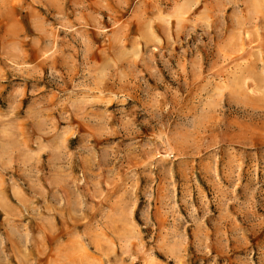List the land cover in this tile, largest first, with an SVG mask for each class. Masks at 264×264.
Masks as SVG:
<instances>
[{
	"label": "rangeland",
	"instance_id": "rangeland-1",
	"mask_svg": "<svg viewBox=\"0 0 264 264\" xmlns=\"http://www.w3.org/2000/svg\"><path fill=\"white\" fill-rule=\"evenodd\" d=\"M0 264H264V0H0Z\"/></svg>",
	"mask_w": 264,
	"mask_h": 264
}]
</instances>
